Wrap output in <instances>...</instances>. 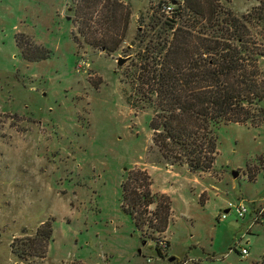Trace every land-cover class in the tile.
<instances>
[{
    "label": "rangeland",
    "instance_id": "374dc122",
    "mask_svg": "<svg viewBox=\"0 0 264 264\" xmlns=\"http://www.w3.org/2000/svg\"><path fill=\"white\" fill-rule=\"evenodd\" d=\"M165 3L175 5L0 0V264H264V225L251 227L250 215L234 210L223 218L229 202L264 201V124L214 127L215 162L194 172L162 155L153 142L152 109L133 103L135 52L148 16L164 13ZM77 5L129 7L125 31L122 12L116 28L94 14L97 37L123 38L116 50L86 42ZM219 5L238 16L260 14L250 33L264 52V0ZM17 33L22 47L29 40L50 57L26 59ZM137 169L149 175L152 193L167 197L165 225L157 215L165 204L150 205L149 222L140 227L123 209V183ZM47 220L53 234L45 256L13 254L12 243L33 237Z\"/></svg>",
    "mask_w": 264,
    "mask_h": 264
},
{
    "label": "trees",
    "instance_id": "16d2710c",
    "mask_svg": "<svg viewBox=\"0 0 264 264\" xmlns=\"http://www.w3.org/2000/svg\"><path fill=\"white\" fill-rule=\"evenodd\" d=\"M174 4L170 15L154 10L148 16L130 79L136 96L133 103L152 109L153 142L166 159L186 164L194 172L208 171L217 154L214 127L231 122L264 124V72L260 68L264 52L250 33L261 16L254 11L238 16L227 5H219V0H174ZM75 10L82 17L79 31L88 35L86 42L91 46L114 51L123 42L110 35L97 37L99 29L92 22L98 12L107 26L117 27V15L122 12L125 31L128 6L77 5ZM21 36L17 33L16 41L26 59L50 57L49 49L29 40L22 47ZM151 185L149 175L139 169L131 171L123 183V209L138 227L149 222L146 210L152 204L158 208L165 204V212L157 215L164 225L168 218L167 197L152 193ZM52 234L47 220L33 237L16 239L12 252L22 259L42 258Z\"/></svg>",
    "mask_w": 264,
    "mask_h": 264
},
{
    "label": "built area",
    "instance_id": "2783aa9c",
    "mask_svg": "<svg viewBox=\"0 0 264 264\" xmlns=\"http://www.w3.org/2000/svg\"><path fill=\"white\" fill-rule=\"evenodd\" d=\"M163 5L164 6L162 7V10L165 13L170 14L173 12V5L171 3H166ZM232 210H234L240 218H245L246 215L249 214L251 227L259 224L264 225V201L256 202L250 206L242 202L239 204L229 202L227 210L225 211L226 213L223 214V218H225L227 214ZM238 253L242 257H247L249 251L246 246H241Z\"/></svg>",
    "mask_w": 264,
    "mask_h": 264
},
{
    "label": "water",
    "instance_id": "95a60500",
    "mask_svg": "<svg viewBox=\"0 0 264 264\" xmlns=\"http://www.w3.org/2000/svg\"><path fill=\"white\" fill-rule=\"evenodd\" d=\"M124 62H125V59H122V58H119V59H118V64H119V65H122ZM233 176H234V177H237V176H238V172L233 171ZM171 260H172V258H171Z\"/></svg>",
    "mask_w": 264,
    "mask_h": 264
},
{
    "label": "crops",
    "instance_id": "0c3cea01",
    "mask_svg": "<svg viewBox=\"0 0 264 264\" xmlns=\"http://www.w3.org/2000/svg\"><path fill=\"white\" fill-rule=\"evenodd\" d=\"M256 203V202H255ZM254 204V203H253ZM250 220V219H249ZM247 247V246H246ZM248 248V247H247ZM249 251V250H248Z\"/></svg>",
    "mask_w": 264,
    "mask_h": 264
}]
</instances>
